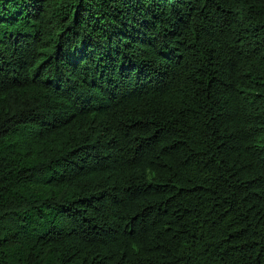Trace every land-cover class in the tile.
Listing matches in <instances>:
<instances>
[{"label": "trees", "instance_id": "16d2710c", "mask_svg": "<svg viewBox=\"0 0 264 264\" xmlns=\"http://www.w3.org/2000/svg\"><path fill=\"white\" fill-rule=\"evenodd\" d=\"M0 264H264V0H0Z\"/></svg>", "mask_w": 264, "mask_h": 264}]
</instances>
